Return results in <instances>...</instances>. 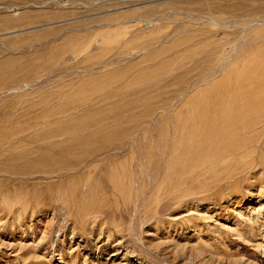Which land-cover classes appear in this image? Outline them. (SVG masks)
Returning a JSON list of instances; mask_svg holds the SVG:
<instances>
[{"label": "rangeland", "instance_id": "374dc122", "mask_svg": "<svg viewBox=\"0 0 264 264\" xmlns=\"http://www.w3.org/2000/svg\"><path fill=\"white\" fill-rule=\"evenodd\" d=\"M219 93L264 116V0H0V124L47 115L54 146L0 172V264H264V121L224 158L172 153L175 114Z\"/></svg>", "mask_w": 264, "mask_h": 264}, {"label": "bare ground", "instance_id": "6f19581e", "mask_svg": "<svg viewBox=\"0 0 264 264\" xmlns=\"http://www.w3.org/2000/svg\"><path fill=\"white\" fill-rule=\"evenodd\" d=\"M221 51L222 50H220V52ZM192 55L191 53L185 57L190 60ZM213 55V51H207L203 58L199 59L196 66L201 67L208 62L209 58ZM143 98L145 99L144 96ZM188 101L190 107L187 108V111H180L175 114L176 121L174 126L175 131H177L171 138V144L172 153H176V158L186 155L184 158L191 159L195 163H200L203 162L205 158H207L208 161L224 158V152L229 154L236 153L244 147V140L242 139L243 136L238 140L235 138V135H243L245 130H250L264 121V116L255 117V122L253 123L242 117L243 103H249V99L243 97L239 98L225 95V93H219L215 97L198 94L189 98ZM263 104L264 101L258 105ZM235 108L239 111L233 112L232 110ZM10 114L12 115L6 116V119H10L5 121L4 124L3 121L0 124V163L5 161L9 164V166H4L0 172L6 174V172L3 171H8L16 175L19 170H23L22 172H24V170L35 171L34 169L36 168L33 166L34 163H43L45 161L46 164L52 165V159L49 158L48 153L54 151V146L48 144H35L30 138L29 132V129H34L38 123H46L49 121V117L39 114L34 117H25L24 115L15 116L13 113ZM40 116H42V119L38 122ZM50 122H52V119ZM120 123L121 120H118L114 127H117ZM48 124L51 125V123ZM48 127L44 128L48 129ZM104 130L105 129H102L101 131ZM59 132L60 130L58 129H48L43 132L42 135H56ZM122 133L117 132L113 140L121 141L124 139ZM102 140H104L102 143L105 144L112 141L108 137H104ZM77 143L78 142H76V144ZM57 145H59V143H57ZM85 154L87 158H91L96 153L89 151ZM81 162L82 161H78L76 164L72 165L75 163L73 162L71 167L68 166V169H76V171L82 170V173L90 170L87 169V167L85 169L84 166L81 165ZM77 166H80V169H77ZM89 167L90 166H88V168ZM52 171L53 170L48 169L47 171H41L42 173L40 171L38 172L42 175L49 174L50 176L54 175Z\"/></svg>", "mask_w": 264, "mask_h": 264}]
</instances>
